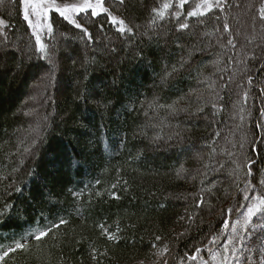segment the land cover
Returning a JSON list of instances; mask_svg holds the SVG:
<instances>
[{"label": "trees", "instance_id": "obj_1", "mask_svg": "<svg viewBox=\"0 0 264 264\" xmlns=\"http://www.w3.org/2000/svg\"><path fill=\"white\" fill-rule=\"evenodd\" d=\"M213 1L190 17L199 0H105L133 28L123 35L103 14L75 15L76 28L53 11L40 32L49 61L39 59L19 0H0V256L26 245L0 264H137L157 259L165 245L158 264H196L188 255L198 260L221 243L224 224L253 194L248 181L264 175V0L252 8L259 40L243 46L251 59L235 86L220 73L240 56L233 33L240 17L227 16L235 0ZM177 100L175 114L159 107ZM238 100L247 140L218 168ZM32 110L47 121L31 125Z\"/></svg>", "mask_w": 264, "mask_h": 264}, {"label": "snow or ice", "instance_id": "obj_2", "mask_svg": "<svg viewBox=\"0 0 264 264\" xmlns=\"http://www.w3.org/2000/svg\"><path fill=\"white\" fill-rule=\"evenodd\" d=\"M124 0H120V3L122 4ZM185 0H181V6H183V3ZM19 3L22 5L23 10V19L27 22L29 28L33 29L32 35L35 37V46H36V52L39 54V59H48L51 61V56L49 55L47 51V45L42 42V35L40 32L36 31L37 29H42L44 25L41 24V19L48 18L50 12H56L59 14L60 17H62L65 21H68L70 24H74L76 28H81V24L76 22L74 19H72L70 13L72 14H80V13H86L89 14L90 17L96 18L100 15H104L105 21L110 23L116 31L123 35L127 33H132L133 28L130 27L128 24H126L125 20L122 18H118L116 15H113L108 7H105V0H82L81 3H75V4H65L63 6L58 5L56 3V0H19ZM165 8H168L169 5L165 4ZM201 7H204L206 10H211L213 5L211 3H208L207 0H205V3L203 5H197V9L195 11H190L187 13L188 16H200L204 13H201L199 9ZM31 10V11H30ZM155 11V9H154ZM31 14H35L36 21L33 23V20L31 19ZM161 16H163V13H161ZM260 19L264 20V6H261L260 8ZM3 21H0V24H2ZM99 27L101 30H103L104 25L100 24ZM189 27L188 23H181L179 25L180 29H187ZM228 26L225 24L224 29L227 30ZM47 32L49 35L53 32V26L52 23L47 24ZM82 32L84 35L87 36V39L89 41L92 40V36L90 33H88L87 29H82ZM229 45H232V40L227 41ZM234 47V45H233ZM183 64H181V67ZM178 69L173 67L171 72L167 71V68L165 69V75L171 76L174 72H176ZM249 82H251V78H249ZM246 95V94H245ZM183 97L180 98L182 100ZM180 100L174 101L172 105H159L160 108L167 109L170 113L175 114L177 112V108L175 105L180 103ZM152 104H149V107H152ZM215 107V105H214ZM183 111H186V109H180ZM203 109H199L198 111H202ZM28 113H26L27 115ZM264 127V126H261ZM217 135H219L217 133ZM37 139H39V133H37ZM37 139H34L32 141V145L28 148L24 149L25 153L31 154V149L35 147L37 143ZM156 139H159V137H156ZM255 161H250L247 167L246 172V178L253 177V170H252V164H254ZM222 167V166H221ZM247 187L251 189L252 193L251 195H244L243 199L245 201H249V203L241 205L246 209L244 213H242L243 220L237 221V224L240 225L242 229H246L243 235H241L238 240L241 244L240 248L236 247V238H230L228 241V244L225 245L224 251L225 253H228L229 255L224 256V262L227 264V261L229 258L239 261V256L237 255L238 252L243 251V241L245 240L246 236L248 235V231L251 230V227H264V175H262L259 180L258 184H252L251 181H248ZM259 187V194H255L257 191V188ZM16 192H22L21 188H16ZM203 198L199 201L198 205L203 203ZM6 208L11 209L12 205L8 204L5 205ZM229 212H234V209H229ZM256 218V223H254L253 218ZM191 219V217H189ZM66 221L61 218L60 224H64ZM229 225L227 223L224 224V227L227 228ZM54 227L58 228L59 225H54ZM52 231V228H49L48 231H41L38 235H35L34 239L36 241H40L43 237L47 236L49 232ZM232 231L235 233L236 228L233 227ZM109 239H116L115 236L109 234ZM161 238L159 236L156 237V240H160ZM215 242L214 240L212 241ZM26 245L24 243H17L15 248H10L8 251L3 253V256H8L9 252H14L17 249H24ZM167 246L165 245L164 251L166 252ZM195 252L199 255L203 252L201 248H195ZM188 255V254H186ZM3 256H0V260L3 259ZM215 258V257H213ZM93 259H95V256H93ZM188 259L195 261L197 259V255H188ZM164 264H167V260L164 261ZM202 264H207L206 261H202Z\"/></svg>", "mask_w": 264, "mask_h": 264}, {"label": "rangeland", "instance_id": "obj_3", "mask_svg": "<svg viewBox=\"0 0 264 264\" xmlns=\"http://www.w3.org/2000/svg\"><path fill=\"white\" fill-rule=\"evenodd\" d=\"M220 1L221 0H215L216 3ZM75 2L73 3L75 4ZM81 2L82 0L79 1V3ZM207 2L210 3L211 0H207ZM256 2L257 0H243V1L235 0L234 8L232 9V11L231 12L227 11V12H230V13H227V16L236 15L238 18L240 17L238 19L240 30L238 32L234 31L233 33H234L235 39L238 41V45H240L241 48L237 46L234 47L235 53L236 54L239 53L240 56L238 59L233 60V64L231 68L229 69V72L222 71L220 73L221 83L225 81L227 84L231 86H235L234 84H238L240 82L241 76L246 73L247 61L251 59V56L248 52L245 51L243 46L246 47V44L250 45L252 43H253L252 46L257 45L256 41L259 40V36L257 35L255 31L257 29H254V25H255L254 17L255 16L252 11V8L255 6ZM204 3H205V0H199L200 5H203ZM200 9H203L204 11H209V10H206L204 7H201ZM50 14L51 12L49 13V16ZM70 15L73 18L75 17V15H78V14L70 13ZM48 18L41 19L40 21L41 24L43 20H46V19L48 20ZM31 19L33 20V23H35L36 21L35 14H31ZM41 30L42 29H37L36 31L41 32ZM229 37L230 39H233L230 35ZM219 39H221V36ZM39 90L37 88V91H35V95H34L35 103H39V101H42V96ZM262 90L264 93V79H263V84H262ZM52 97L53 95H50V99ZM239 105L240 103L238 100L234 106V111H233L234 113L232 114V117H233L232 119L233 120L236 119V120L235 122L233 121L234 122V124L232 125L233 131L227 136V139L225 142L226 149L223 150L221 153L219 152V154H217V156L215 157L216 162H217L216 165L218 168L221 167L222 158L223 157L226 158L228 152L240 148L241 147L240 145H242L241 141L243 139L247 140V137L243 136V131L246 128L245 127L246 122H244V120H241L239 117L240 116L239 113L241 112L240 111L241 106ZM245 106L249 108V104ZM27 119L30 121L31 125H38L41 121L42 122L47 121V119H45L44 116H42V113L34 112V110H32L31 113L27 115ZM261 120L264 122V108H263V116ZM39 138H40V135H39ZM261 140L264 142V127L262 129ZM203 157L207 158L208 156L206 155V153L201 151L197 158V162H199L198 168L201 174H203L206 171V168L202 169L203 165H200V161L202 160ZM229 175L232 178L236 177L235 173L229 174ZM218 188L219 187L217 186L214 187V189H218ZM210 191H213V190H210ZM247 203H249V201H244V204H247ZM245 211L246 209L244 207L242 208L240 207V209L235 214L233 219L231 221L229 220V224H228L229 226L222 231V236H221L222 239L220 240L221 243H219L218 246L215 247L214 250L210 251L208 255H206L205 257L203 258L199 257L198 260L196 259L195 260L196 264H202V261H206L207 264H225L224 256L229 255V254L225 253L224 247L226 244H228V241L230 238H236V247L237 248L241 247V244L238 238L244 234L246 229H242L240 225L237 224V221L242 222L243 220L242 213H244ZM253 220H254V223L257 222L255 217L253 218ZM233 227L236 228L235 233L232 231ZM167 249H168L167 251H169L170 249L169 246L167 247ZM167 251L165 252L163 249L162 254L161 255L158 254L156 257L157 259L155 260L144 261V262H140L137 264H158V261L162 260V257L165 255V253H167ZM237 255L239 256V261H235L229 258L227 261V264H264V227H256V226L251 227V230L248 231V235L243 241V251L238 252Z\"/></svg>", "mask_w": 264, "mask_h": 264}]
</instances>
